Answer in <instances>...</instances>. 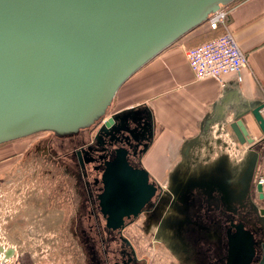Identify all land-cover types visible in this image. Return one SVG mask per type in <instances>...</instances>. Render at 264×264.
I'll use <instances>...</instances> for the list:
<instances>
[{
    "label": "water",
    "instance_id": "obj_1",
    "mask_svg": "<svg viewBox=\"0 0 264 264\" xmlns=\"http://www.w3.org/2000/svg\"><path fill=\"white\" fill-rule=\"evenodd\" d=\"M235 1L0 0V145L41 132L79 135L107 114L136 72ZM263 105L253 103L247 112L222 105L219 116L205 119L202 135L183 146L182 164L197 158L205 173L195 179L217 178L229 189H244L264 220V205L257 204L264 202L262 170L253 187L250 181L264 157ZM250 113L260 138L245 122ZM114 122L111 118L109 125ZM206 134L204 158L191 155ZM229 244L227 264H252L256 242L251 231L241 224ZM12 250L0 244L5 258Z\"/></svg>",
    "mask_w": 264,
    "mask_h": 264
},
{
    "label": "flooded vegetation",
    "instance_id": "obj_2",
    "mask_svg": "<svg viewBox=\"0 0 264 264\" xmlns=\"http://www.w3.org/2000/svg\"><path fill=\"white\" fill-rule=\"evenodd\" d=\"M113 108L77 136H30L48 134L33 140L21 158L40 159L72 180V215L64 220L84 264H227L230 237L241 224L254 236L252 264H259L264 220L253 197L217 178L195 179L205 172L192 158L182 164L184 155L159 181L145 165L156 137L151 113ZM260 165L263 159L253 169L252 187ZM192 184L198 188L189 191Z\"/></svg>",
    "mask_w": 264,
    "mask_h": 264
},
{
    "label": "crops",
    "instance_id": "obj_3",
    "mask_svg": "<svg viewBox=\"0 0 264 264\" xmlns=\"http://www.w3.org/2000/svg\"><path fill=\"white\" fill-rule=\"evenodd\" d=\"M229 9L228 26L241 50L248 55L249 65L238 73L224 75L221 81L196 80L186 56L187 48L223 31L211 30L213 36L208 38L206 30L210 28L202 25L142 67L116 96L115 111L137 106L151 110L156 137L145 165L161 182L165 181L171 165L181 160L183 146L202 135L205 119L210 115L219 116L222 105L229 111L247 112L253 103L264 102V0H238ZM245 122L254 136H262L251 113L245 117ZM209 139L210 134H206L198 147L201 153H197V148L196 152L192 149L191 155L204 158L205 142ZM16 141L0 145V204H5L6 199L10 203L11 183L18 172L17 155L13 157V153H17ZM192 160L199 162L194 157ZM261 170L264 176V157ZM33 204L26 203L18 210L13 204L12 215L0 220V244L13 248L7 258L16 259V264H59L58 259L65 254L59 248L63 249L68 237L66 227L70 226H66L59 213L64 210L63 205L56 203L55 208L49 209V203L46 208L43 204L37 207ZM16 210L22 216L17 217ZM47 210L54 211L51 217H27L34 212L44 214Z\"/></svg>",
    "mask_w": 264,
    "mask_h": 264
},
{
    "label": "rangeland",
    "instance_id": "obj_4",
    "mask_svg": "<svg viewBox=\"0 0 264 264\" xmlns=\"http://www.w3.org/2000/svg\"><path fill=\"white\" fill-rule=\"evenodd\" d=\"M208 25V23L206 24ZM211 30L207 29L206 34L209 38L213 36V32ZM212 34V35H211ZM116 107V102H114ZM113 108V109H114ZM112 109V110H113ZM41 136H48L46 133H42L39 135H36L35 137H30L27 139H19L17 140V153H13V157L15 155L20 154V157L17 156L16 165L17 168H20V172L18 171L16 175L13 177V181L11 183L12 192H10L9 196V204L8 200H5V204L9 205V208L7 212H3V216L1 215V220H5L8 217L12 215V209L13 204H15L14 209L21 208L26 203L33 202V206L36 204V207L38 204H43L44 208L48 206L47 203H49L48 208H55L56 203L62 204L63 209L60 211V215L62 218H67L68 216L72 215V205H70V196H71V182L72 180L69 179L67 176H65L62 173V170H59V168H55L52 165H45L43 164L42 160H37L36 158H30V160L27 159H21L24 154V149L28 148V146L32 143L33 140L37 139ZM15 150V149H12ZM22 154V155H21ZM33 156V155H32ZM34 157V156H33ZM21 160V161H20ZM26 202V203H25ZM15 212V215L17 217L22 216L19 212ZM54 211L47 210V212H34L33 214H28L27 217H33L35 219L41 218V217H51L52 213ZM22 213V212H21ZM23 214V213H22ZM32 215V216H31ZM5 218V219H4ZM69 229V228H68ZM69 237V236H68ZM66 239V242L63 244L64 247L59 248L60 250L65 251V254L63 258L58 259L59 264H84V256L83 254L78 252L77 244L73 243V240ZM62 255H60L61 257ZM151 258V257H150ZM8 259V258H6ZM57 260V259H56ZM57 260V261H58ZM18 261L14 258L8 259V261H3V259L0 256V264H16Z\"/></svg>",
    "mask_w": 264,
    "mask_h": 264
},
{
    "label": "built area",
    "instance_id": "obj_5",
    "mask_svg": "<svg viewBox=\"0 0 264 264\" xmlns=\"http://www.w3.org/2000/svg\"><path fill=\"white\" fill-rule=\"evenodd\" d=\"M229 14L228 6L212 14L208 20L210 30H223L222 33L199 45L187 48L186 56L196 80L215 78L221 81L224 75L238 73L244 66L249 65L248 55L241 50L228 26ZM260 112L264 117V105ZM259 183L264 187L262 174ZM4 210L9 211L7 205L0 204V220ZM1 224L0 221V227ZM0 256L3 261L9 259H6L2 253Z\"/></svg>",
    "mask_w": 264,
    "mask_h": 264
},
{
    "label": "trees",
    "instance_id": "obj_6",
    "mask_svg": "<svg viewBox=\"0 0 264 264\" xmlns=\"http://www.w3.org/2000/svg\"><path fill=\"white\" fill-rule=\"evenodd\" d=\"M238 1V0H237ZM237 1L233 2L231 5H229L228 7L232 6L233 4H235ZM208 23V22H207ZM207 23L203 24L206 25ZM202 26V25H201Z\"/></svg>",
    "mask_w": 264,
    "mask_h": 264
},
{
    "label": "bare ground",
    "instance_id": "obj_7",
    "mask_svg": "<svg viewBox=\"0 0 264 264\" xmlns=\"http://www.w3.org/2000/svg\"><path fill=\"white\" fill-rule=\"evenodd\" d=\"M7 248V247H6ZM15 250V249H14Z\"/></svg>",
    "mask_w": 264,
    "mask_h": 264
}]
</instances>
